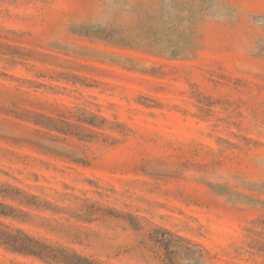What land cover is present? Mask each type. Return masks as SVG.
<instances>
[{"label": "rangeland", "instance_id": "1", "mask_svg": "<svg viewBox=\"0 0 264 264\" xmlns=\"http://www.w3.org/2000/svg\"><path fill=\"white\" fill-rule=\"evenodd\" d=\"M76 256L264 264V0H0V264Z\"/></svg>", "mask_w": 264, "mask_h": 264}, {"label": "trees", "instance_id": "2", "mask_svg": "<svg viewBox=\"0 0 264 264\" xmlns=\"http://www.w3.org/2000/svg\"><path fill=\"white\" fill-rule=\"evenodd\" d=\"M13 246H18V245H16V243H14V245ZM16 248H19V249H15V250H22V249H20V248H22V247H16ZM76 258L78 259V260H80V261H84V262H86L85 264H89L88 263V261L86 260V259H83V258H81V257H77L76 256ZM76 264V263H75Z\"/></svg>", "mask_w": 264, "mask_h": 264}]
</instances>
